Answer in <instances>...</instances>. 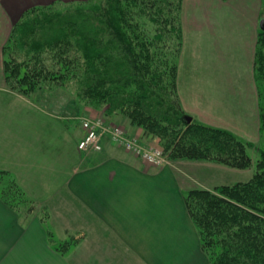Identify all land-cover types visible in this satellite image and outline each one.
<instances>
[{"label": "crops", "instance_id": "1", "mask_svg": "<svg viewBox=\"0 0 264 264\" xmlns=\"http://www.w3.org/2000/svg\"><path fill=\"white\" fill-rule=\"evenodd\" d=\"M241 1L185 6L178 91L193 121L254 140L257 7ZM28 3L0 0V172L45 214L21 216L0 197V264H209L185 205L186 186H202L183 163L150 166L107 138L98 152L80 150L79 120L7 89L3 48Z\"/></svg>", "mask_w": 264, "mask_h": 264}, {"label": "trees", "instance_id": "2", "mask_svg": "<svg viewBox=\"0 0 264 264\" xmlns=\"http://www.w3.org/2000/svg\"><path fill=\"white\" fill-rule=\"evenodd\" d=\"M172 7H175V0H92L45 16L38 12L27 17L24 14L14 25L3 48L6 85L26 97L23 94L36 86L42 76V71L33 69L36 64L31 63L40 64L38 54L45 49L55 50L54 60L60 65H70L66 72L75 76L78 87L75 95L107 115L122 112L143 129L144 135L159 137L160 146L169 157L216 161L246 169L250 165L247 153L250 144L224 129L193 120L188 123L177 99L174 79L168 78L166 73L158 72V75L155 72L152 64L154 38L147 39L134 16L145 13L154 25L166 30L163 25H168ZM44 9L47 11L46 7ZM171 11L165 21L163 14ZM167 35L160 34L161 38ZM11 45L13 50L14 45L24 49V55L19 54L17 58L15 53H9ZM262 50L264 30L260 29L254 60L257 82L264 80ZM71 52L77 57L71 58ZM19 83L24 84L20 91L14 86ZM260 101V132L264 136L262 95ZM258 163L264 165V153ZM0 176L7 177V184H0L3 201L17 214L31 217L32 210L20 206L22 202L32 204L29 197L7 174L0 172ZM12 186L23 199L11 193ZM196 191L206 196L199 210L194 209L188 195L185 205L199 231L200 248L209 264H224L222 257L213 260L208 255L210 244L221 240L227 243L223 255L236 253L231 258L234 264H244L264 253V170L255 184L243 188L223 187L222 196ZM214 234L221 239H216ZM67 246L63 244L60 251H65ZM238 253H242L241 260H236Z\"/></svg>", "mask_w": 264, "mask_h": 264}, {"label": "rangeland", "instance_id": "3", "mask_svg": "<svg viewBox=\"0 0 264 264\" xmlns=\"http://www.w3.org/2000/svg\"><path fill=\"white\" fill-rule=\"evenodd\" d=\"M28 1L29 3L25 8H23L19 12L17 11L18 13L14 25L17 24L19 20L23 18L24 14H26L27 17L29 16L28 14L31 13L34 14V12H38L42 14L41 16H45L48 14L67 11L68 9L74 8L81 3L87 4L92 0H54L47 4L46 3L37 4V0H28ZM241 2H242L241 0H175V7H172L173 13L172 11L165 12L162 16V18L166 21L168 14L172 13L169 15L168 25H163V27L166 28V30L161 29L159 25H154L153 22L149 19V16L146 15L145 13H138L137 15L134 16L136 18V21L138 22L139 29L142 28L145 31V35L147 39L151 40L154 38L152 44L153 46L152 52H154L153 53L154 59L152 60V64L154 65L155 72L158 75L159 73H164V74L166 73L168 78L174 79L177 99L180 104L181 110L186 115V117H191V119H193V117L189 115L182 107L179 91H178V73L180 71L179 58L183 48V41L185 36L184 8L186 5L209 6L214 4L215 5L230 4L233 6H237L240 5ZM253 2L254 5L257 7L256 28L258 33L260 31L259 23L262 20H264V0H255ZM45 7L47 8V11H45L44 9ZM217 11L218 10H216V12ZM136 12L137 10L135 11V14ZM216 15L221 16V18H218L217 21L220 20L222 21L226 19V14L224 13L220 14L218 11ZM204 21H206V19H204ZM14 25H12V27L10 28L8 39ZM257 33H256V41H257ZM160 34L161 35L168 34V35L166 37L161 38ZM9 48H10L9 53H15L17 58H20L18 56L19 54L21 55L24 53V49L22 50V48H20L19 46L14 45V50L12 45L9 46ZM7 52L8 51L5 50V53ZM56 52L57 51L55 50L51 52V49L50 50L48 49V51L45 49L42 53L38 54L39 55L38 61L40 62V64L38 62L31 63L32 65L36 64L35 68L33 69L42 71V76L40 79H38V84L36 86L31 87V89L27 94H23L26 95V97L25 96L23 97L34 102L37 106L41 107L49 115L60 118L61 120L68 121L73 119L76 122L79 120L80 124H81V120L86 118L101 119L105 124H111V122H117L120 124L123 122L125 127L123 126V124L122 125L113 124V125H117L121 127L124 131L128 130L127 128H131L132 131L134 130L140 131L141 133L140 136H136L132 134L129 135L128 133L127 134L130 138L137 139L141 146L145 148H148L150 146H156L159 149H161V151L163 152V149L160 146L159 137H151L144 135L143 129L140 126L134 125L126 115L122 114V112H115L107 115L104 112H102L101 109L100 111L99 109H93L88 105L87 101L81 100L77 95H75V91L78 88L76 86L75 76H73V73L71 72H66L68 66L70 67V65L68 66L66 64L60 65L58 64L57 60H54V55ZM262 53H264V50H262ZM70 57L76 58L77 55L71 52ZM3 60H4V56H3ZM72 60L73 59H71V61ZM254 60H255V56H254ZM74 62L75 61L73 60V63ZM45 71H47L48 73L46 74ZM253 79L258 97V111L260 112L261 95L262 97H264V80L262 79L259 80V82H257L254 75H253ZM14 86L18 91H20L19 90L20 86H24V84L19 83L17 86L16 85ZM7 89L15 93V91L9 89L8 87ZM20 94L22 96L21 92ZM258 115L259 118L257 123V132L254 140L246 139L240 135L232 133L236 137L241 139L243 142L250 144V147L247 149V153L250 156V165L246 169L233 168L216 161L187 160V159H178L173 157L171 158L168 156V154L163 152L164 157L168 161V164L170 163V165H172L176 163H183L184 165L180 167L182 168V171L188 174L189 177H191L192 179L197 180L200 186H202V187H198L195 185L186 186L187 188L186 195H188V200L189 202H191L194 209L199 210L201 203L205 202L206 199V196H204L203 194L199 193L196 190L207 191L208 193L213 194L215 196H222L221 190L223 187L243 188L249 185H253L258 180H260L261 173H263L264 170V165H259L260 163H258V161L260 158H262V154L264 153V136H262L260 132V114L258 113ZM0 178H3L0 179V184H7V179H6L7 177L5 178L0 176ZM12 187H13L11 189L12 191L10 190L11 193L16 198L23 199V195L16 188H14V186ZM29 199L32 201L33 205L31 203L30 205L27 202H22L20 206L24 209L30 208L33 214V215L31 214L32 217L35 216L38 212L45 214V208H43L44 206L38 204L36 199L33 197ZM214 237L216 239H221L220 238L221 236H216V234H214ZM223 250H227V243L223 242V240L214 244L211 243L210 246L208 247V255H210L213 260L222 257L221 260L223 261L224 264H234L231 258L236 256L235 255L236 253L234 254L229 253L228 255L225 256V254L223 255ZM241 255L242 253H238L236 260H241ZM247 261L248 262L245 261L244 264H264V253L256 259L254 258L253 260H247Z\"/></svg>", "mask_w": 264, "mask_h": 264}, {"label": "built area", "instance_id": "4", "mask_svg": "<svg viewBox=\"0 0 264 264\" xmlns=\"http://www.w3.org/2000/svg\"><path fill=\"white\" fill-rule=\"evenodd\" d=\"M81 126L85 136L78 145L80 150L98 152L102 149V139L107 138L112 145L123 148L150 166L160 168L168 164L161 149L156 146H141L137 139L130 138L127 132L117 125L105 124L101 119L86 118L81 120Z\"/></svg>", "mask_w": 264, "mask_h": 264}, {"label": "water", "instance_id": "5", "mask_svg": "<svg viewBox=\"0 0 264 264\" xmlns=\"http://www.w3.org/2000/svg\"><path fill=\"white\" fill-rule=\"evenodd\" d=\"M259 27H260V29L264 30V20H262L259 23ZM186 120H187L188 123H191V121H192L191 117H186Z\"/></svg>", "mask_w": 264, "mask_h": 264}]
</instances>
